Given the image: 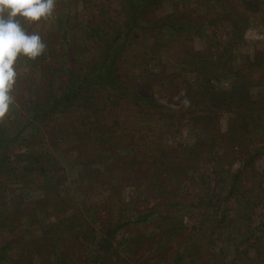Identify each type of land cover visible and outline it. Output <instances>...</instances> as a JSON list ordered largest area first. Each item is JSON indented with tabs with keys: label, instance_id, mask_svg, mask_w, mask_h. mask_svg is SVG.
Listing matches in <instances>:
<instances>
[{
	"label": "rangeland",
	"instance_id": "1",
	"mask_svg": "<svg viewBox=\"0 0 264 264\" xmlns=\"http://www.w3.org/2000/svg\"><path fill=\"white\" fill-rule=\"evenodd\" d=\"M25 28L0 264H264V0H56Z\"/></svg>",
	"mask_w": 264,
	"mask_h": 264
},
{
	"label": "clouds",
	"instance_id": "2",
	"mask_svg": "<svg viewBox=\"0 0 264 264\" xmlns=\"http://www.w3.org/2000/svg\"><path fill=\"white\" fill-rule=\"evenodd\" d=\"M55 6L56 0H0V124L10 115L15 99L18 57L36 60L47 48L40 34H29L25 24L48 21Z\"/></svg>",
	"mask_w": 264,
	"mask_h": 264
},
{
	"label": "trees",
	"instance_id": "3",
	"mask_svg": "<svg viewBox=\"0 0 264 264\" xmlns=\"http://www.w3.org/2000/svg\"><path fill=\"white\" fill-rule=\"evenodd\" d=\"M139 5V4H138ZM139 15V14H138ZM98 27V26H97ZM70 105L67 104V100H56L55 103L53 104V107H51L52 110H50L48 113H46L44 115L45 117V122H49V117L51 118V116H54V113L56 111H60V112H65V110H67V108H69ZM58 126V130L56 131V136H61L62 138H64V140L67 138L68 139V136L70 134V130L65 128V127H62L61 125H57Z\"/></svg>",
	"mask_w": 264,
	"mask_h": 264
}]
</instances>
